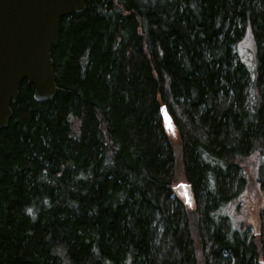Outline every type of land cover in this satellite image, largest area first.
I'll return each mask as SVG.
<instances>
[{
  "label": "trees",
  "instance_id": "16d2710c",
  "mask_svg": "<svg viewBox=\"0 0 264 264\" xmlns=\"http://www.w3.org/2000/svg\"><path fill=\"white\" fill-rule=\"evenodd\" d=\"M52 58L54 98L23 81L0 128V264H264V207L251 237L230 211L264 154V0H87Z\"/></svg>",
  "mask_w": 264,
  "mask_h": 264
},
{
  "label": "water",
  "instance_id": "95a60500",
  "mask_svg": "<svg viewBox=\"0 0 264 264\" xmlns=\"http://www.w3.org/2000/svg\"><path fill=\"white\" fill-rule=\"evenodd\" d=\"M86 3L0 0V128H6L13 116L12 106L23 81L33 86L37 102L54 98L57 84L52 51L59 43L61 20L83 13ZM165 109L161 107L162 112Z\"/></svg>",
  "mask_w": 264,
  "mask_h": 264
},
{
  "label": "rangeland",
  "instance_id": "374dc122",
  "mask_svg": "<svg viewBox=\"0 0 264 264\" xmlns=\"http://www.w3.org/2000/svg\"><path fill=\"white\" fill-rule=\"evenodd\" d=\"M246 40L235 48L238 57L244 59V63L254 77V69L256 67L255 51L250 33H247ZM248 173L249 186L243 195L238 199L237 206L233 205L230 209L232 224L236 229H246L248 236H253L260 225V212L264 207V188L262 182L264 179V154L255 156L250 159L245 166ZM181 187L177 188V192L181 194Z\"/></svg>",
  "mask_w": 264,
  "mask_h": 264
},
{
  "label": "snow or ice",
  "instance_id": "6c2138e0",
  "mask_svg": "<svg viewBox=\"0 0 264 264\" xmlns=\"http://www.w3.org/2000/svg\"><path fill=\"white\" fill-rule=\"evenodd\" d=\"M29 212H31L32 210L31 209H28Z\"/></svg>",
  "mask_w": 264,
  "mask_h": 264
}]
</instances>
